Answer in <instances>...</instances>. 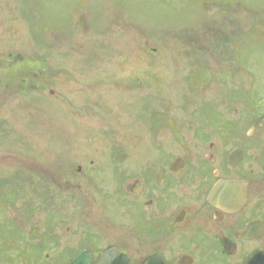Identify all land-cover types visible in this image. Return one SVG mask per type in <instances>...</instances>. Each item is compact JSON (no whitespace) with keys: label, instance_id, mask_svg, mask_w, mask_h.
<instances>
[{"label":"rangeland","instance_id":"obj_1","mask_svg":"<svg viewBox=\"0 0 264 264\" xmlns=\"http://www.w3.org/2000/svg\"><path fill=\"white\" fill-rule=\"evenodd\" d=\"M260 101L264 0H0V220L29 210L67 240L83 218L56 185L92 151L86 137L107 161L109 129L154 106L203 103L215 123Z\"/></svg>","mask_w":264,"mask_h":264},{"label":"flooded vegetation","instance_id":"obj_2","mask_svg":"<svg viewBox=\"0 0 264 264\" xmlns=\"http://www.w3.org/2000/svg\"><path fill=\"white\" fill-rule=\"evenodd\" d=\"M263 103L246 119L238 109L229 119L214 110L215 123L203 103L166 112L153 105L122 133L109 129L107 161L86 137L92 151L81 145L86 157L56 185L82 213L75 235L48 233L34 212L13 210L1 217L0 239L13 248L0 264H72L81 253L95 264L111 249L129 264H264ZM94 208L107 221L90 215Z\"/></svg>","mask_w":264,"mask_h":264},{"label":"water","instance_id":"obj_3","mask_svg":"<svg viewBox=\"0 0 264 264\" xmlns=\"http://www.w3.org/2000/svg\"><path fill=\"white\" fill-rule=\"evenodd\" d=\"M215 195L217 197L214 196V198L218 199L219 195L217 193ZM90 262L91 256L87 253H81L72 260V264H90ZM253 262H255V258L249 264ZM95 264H129V262L128 258L119 250L111 249L101 255Z\"/></svg>","mask_w":264,"mask_h":264}]
</instances>
